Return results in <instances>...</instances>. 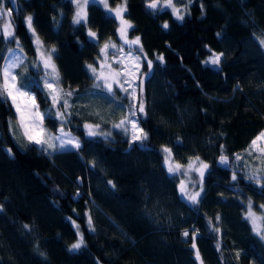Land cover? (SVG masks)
Returning a JSON list of instances; mask_svg holds the SVG:
<instances>
[{
	"label": "trees",
	"instance_id": "obj_1",
	"mask_svg": "<svg viewBox=\"0 0 264 264\" xmlns=\"http://www.w3.org/2000/svg\"><path fill=\"white\" fill-rule=\"evenodd\" d=\"M3 3L13 9L23 49L20 83L29 84L25 90L46 113L45 128L56 133L63 124L81 147L40 151L15 128L11 101L0 99V264H199L197 250L204 264H264V241L245 219L249 200L255 210L264 204V189L247 179L259 161L246 151L264 132V0H173L182 21L170 8L150 10L146 0H127L124 15L133 25L128 37L139 36L153 61L150 72L141 65L148 73L142 77L145 114H138L148 133L143 146L113 127L128 112L123 92L101 103L112 105V116L78 109L84 97L100 91L86 65L97 63L103 42L118 39L119 21L91 0L87 26L72 23V0ZM119 3L109 0L111 7ZM27 15L45 49H56L60 86L73 92L64 122L41 91L43 71L34 67L38 57L24 24ZM88 28L98 40L87 36ZM15 46L0 39V66ZM209 49L224 53L219 68L203 64ZM85 124H99L110 135L88 137ZM164 147L181 164L199 156L209 165L199 203L181 195V177L167 171ZM221 155L229 157L230 167L219 163ZM198 187L197 175L190 191ZM81 235L84 246L69 251Z\"/></svg>",
	"mask_w": 264,
	"mask_h": 264
},
{
	"label": "snow or ice",
	"instance_id": "obj_2",
	"mask_svg": "<svg viewBox=\"0 0 264 264\" xmlns=\"http://www.w3.org/2000/svg\"><path fill=\"white\" fill-rule=\"evenodd\" d=\"M75 4L76 11L72 18L74 25L87 26L88 12L87 8L90 0H72ZM93 4L102 5L107 10L110 18L119 21L117 33L119 39L122 41L120 46L113 41H105L100 47V55L97 58V63L88 64L86 68L91 73L95 80L94 88L100 91L96 95H100L105 99L114 101L116 99V91L119 90L125 94L124 98L129 100L128 112L122 116L118 123H114L113 127L121 129L125 134L130 135L132 143L140 142L143 146V141L148 138V133L140 127L138 122V114H145V104L143 100V79L148 73L141 72V65L147 64L149 72L152 69L153 61L147 58V53L143 51V45L140 43V37L136 36L134 39H128V30L133 27L131 22L125 18L124 13L127 12V0H121V3L115 7H111L109 0H91ZM146 7L150 10H157L160 8H170L177 20H183L184 16L180 13V9L175 6L173 0H146ZM13 9L5 8L3 0H0V39L9 40L17 44L19 52L15 49H9V56L5 58L4 63L0 66V99L4 102L11 101V106L15 109V128L19 130L21 136L29 143L36 145L40 151L47 152L52 155L57 150L61 152L69 150H79L81 143L79 138L73 136L71 132L65 131L63 124L58 128L56 133L48 131L44 127V117L46 113L40 111V104L37 103L36 96L32 94L29 89V84L20 83V74L16 71L23 65V49L19 46L18 38L15 36V26L12 21ZM24 24L34 38L36 46L37 60L34 61V67L43 71L42 89L45 91L46 100H50L51 105L55 108V116L61 122L71 115L68 109L71 107L69 98L73 95L72 91H65L60 86L61 78L59 69L53 60V55L56 52L55 47L45 49L43 41L36 33L33 26L32 15H27L24 18ZM169 25L164 23L162 28L167 29ZM87 36L92 40H98L97 33L88 28ZM260 44L264 45V39L260 40ZM125 46L128 51L125 52ZM111 50V55H110ZM210 55L203 61L205 65H212L219 68L221 59L224 53H216L209 49ZM139 53V54H136ZM143 58V59H142ZM157 61L163 63V55L156 56ZM115 65V66H114ZM139 90V94H138ZM121 107H123L121 105ZM52 109L47 110V114H51ZM99 115V113H97ZM10 128L13 127V121L9 120ZM85 134L88 137L97 135L108 136L110 133L100 132L99 124H85ZM15 135V132L13 133ZM11 154V149L7 150ZM164 153V163L167 166V171L172 174H179L181 176H188L191 172L198 174L200 182V190L190 191L184 180L180 181L179 191L183 197H186L192 204L199 203V197L203 191V177L209 165L200 160L199 156L189 158L187 164H181L175 161L172 155V150L168 147L162 149ZM249 156L254 153L255 159L259 161V165L254 167L247 175L249 181H253L260 188L264 189V132L260 133L254 140L251 141L249 148L246 150ZM236 160L243 159L240 154H236ZM219 163L225 167H230L229 157L221 155ZM231 179L237 180L235 171ZM109 184L112 182L109 181ZM115 187V185H112ZM262 213H264V204L258 206ZM217 220L219 217L216 218ZM247 219L252 225V231L264 241V214L257 215L253 210L251 200L246 205ZM73 223H75L73 221ZM89 228L92 229V220L88 218ZM25 227H28L25 225ZM214 231L219 232V228L213 226ZM94 230V229H92ZM77 231L79 227L77 226ZM184 236H188V232H184ZM84 238H80L72 243L69 251L79 250L84 246ZM195 248V244L192 245ZM43 255V253H41ZM197 259H199V251L196 252ZM239 256V253H237ZM201 264L203 261L201 260Z\"/></svg>",
	"mask_w": 264,
	"mask_h": 264
},
{
	"label": "rangeland",
	"instance_id": "obj_3",
	"mask_svg": "<svg viewBox=\"0 0 264 264\" xmlns=\"http://www.w3.org/2000/svg\"><path fill=\"white\" fill-rule=\"evenodd\" d=\"M5 8H7V7H5ZM0 23H2V22H0ZM14 24V23H13ZM127 36H128V34H127ZM128 39H129V37H128ZM131 40V39H130ZM110 41H113V42H115L116 44H117V46H120L121 44H122V41L119 39V36H118V39L117 40H110ZM104 43V42H103ZM103 43L101 44V46L103 45ZM11 49H15L17 52H19V48H17V46H15L14 48H11ZM128 51V48H127V46H125V52H127ZM136 54H138V53H136ZM110 55H111V50H110ZM9 56V52H8V54H7V57ZM6 57V58H7ZM23 58H24V54H23ZM115 66V65H114ZM96 82H94L93 83V87H94V84H95ZM97 90H99V89H96V91ZM33 94V93H32ZM85 99H86V101L85 100H81V103L79 104V107H78V109H81V111H83L84 113H92L93 111L94 112H97V111H101L100 113H101V115L102 116H104V117H108V116H112L111 115V111L113 112V110H111V108H112V105H109V106H106V107H104V108H101V103L102 102H105V98H103L102 96H100V95H91V96H86V97H84ZM89 100H90V102H89ZM109 103V102H108ZM71 108V107H70ZM70 108L68 109V111L69 112H71V110H70ZM54 110H55V108H53ZM115 109L116 108H114V111H115ZM91 110H93V111H91ZM114 113V112H113ZM112 113V114H113ZM43 123H44V121H43ZM65 131H67V130H65ZM13 132H14V130H13ZM69 132V131H68ZM72 134V133H71ZM73 135V134H72ZM73 136H75V135H73ZM76 137V136H75ZM187 164V163H186ZM185 164V165H186ZM179 175V174H178ZM198 174L197 173H195V172H191L188 176H181V175H179L180 177H181V180H184L185 181V183H186V185H187V187H188V189L190 190L191 188V186L192 185H195L196 184V176H197ZM196 191H199L200 190V187H198L197 189H195ZM203 191H204V189H203ZM202 194V193H201ZM186 198V197H185ZM200 198V197H199ZM262 205V204H261ZM253 210L257 213V215H259V211H260V209L259 210H255L254 208H253ZM260 214H264V213H262L261 211H260ZM246 215V214H245Z\"/></svg>",
	"mask_w": 264,
	"mask_h": 264
},
{
	"label": "water",
	"instance_id": "obj_4",
	"mask_svg": "<svg viewBox=\"0 0 264 264\" xmlns=\"http://www.w3.org/2000/svg\"><path fill=\"white\" fill-rule=\"evenodd\" d=\"M199 259H197L198 260V262H199V264H201V260H202V257H201V255L199 254ZM204 264V263H203Z\"/></svg>",
	"mask_w": 264,
	"mask_h": 264
},
{
	"label": "crops",
	"instance_id": "obj_5",
	"mask_svg": "<svg viewBox=\"0 0 264 264\" xmlns=\"http://www.w3.org/2000/svg\"><path fill=\"white\" fill-rule=\"evenodd\" d=\"M44 127H45V125H44Z\"/></svg>",
	"mask_w": 264,
	"mask_h": 264
}]
</instances>
